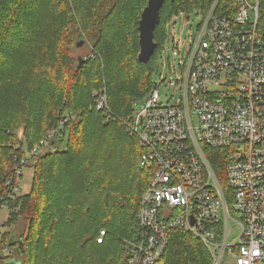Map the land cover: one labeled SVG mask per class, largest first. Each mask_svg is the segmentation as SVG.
I'll return each instance as SVG.
<instances>
[{
	"label": "trees",
	"instance_id": "trees-1",
	"mask_svg": "<svg viewBox=\"0 0 264 264\" xmlns=\"http://www.w3.org/2000/svg\"><path fill=\"white\" fill-rule=\"evenodd\" d=\"M146 1L0 0V195L26 149L61 114L77 116L67 122L56 153L32 165L30 191L8 201L6 223L21 228L23 248L1 239L0 264H125L140 240L137 214L151 173L140 166L143 149L123 121L151 88L173 15L207 12L215 0H165L148 63L138 59ZM248 1L258 4L256 30L264 38V0ZM239 6V0H219L216 12L234 20ZM85 38L100 56L79 65L73 46ZM97 87L107 92L106 110L95 107ZM209 155L225 184L223 151ZM101 230L106 234L98 242ZM156 264H212V257L199 236L175 229Z\"/></svg>",
	"mask_w": 264,
	"mask_h": 264
},
{
	"label": "built area",
	"instance_id": "built-area-1",
	"mask_svg": "<svg viewBox=\"0 0 264 264\" xmlns=\"http://www.w3.org/2000/svg\"><path fill=\"white\" fill-rule=\"evenodd\" d=\"M218 1L207 12L175 15L174 20L187 19L195 13L198 22L187 38L174 32L166 39L151 88L138 101L142 105L128 128L143 149L139 164L151 179L137 214L141 238L125 264H156L175 229L199 236L212 264H264V38L256 30L259 7L239 0L231 20L216 12ZM165 82L177 92L167 102L159 90ZM93 95L96 109L106 110L105 89ZM61 116L19 158L15 174L5 181L0 210L9 213L8 201L20 195L24 168L32 171L38 157L56 153L58 142L67 137L66 124L77 116L73 111ZM217 149L226 157L225 184L209 155ZM105 234L101 230L97 241Z\"/></svg>",
	"mask_w": 264,
	"mask_h": 264
},
{
	"label": "rangeland",
	"instance_id": "rangeland-1",
	"mask_svg": "<svg viewBox=\"0 0 264 264\" xmlns=\"http://www.w3.org/2000/svg\"><path fill=\"white\" fill-rule=\"evenodd\" d=\"M147 2L148 1H146V3ZM182 11L186 12L187 14L192 12V11H185V10H182ZM176 14L177 13H175L173 15L171 21L167 25V37L170 38L172 36V34L174 32H176L177 37L181 36L183 39H185V38H187L189 32L191 31L190 26L194 27L196 25V23L198 22V18L196 16V14L194 13L192 15H189L187 17V19H183L182 16H178V18L174 20V17ZM250 16L253 17L252 11H250ZM173 22H176V24H177V26L175 28H174ZM77 43L73 46V56H74L75 60H77L80 57H86V56L87 57H90L93 55H94V57L100 56L99 53L97 55L95 52L93 41H89L88 39L85 38L84 43L79 47L77 46ZM184 50H185V48H184ZM93 59H95V58H93ZM162 70H163V68H161L157 74L155 73L154 78H157V75ZM164 71L169 72V69L168 68L164 69ZM167 84L168 83L165 82L159 88L161 100L163 102L169 101L171 99L172 95L177 94L175 89L173 87L167 86ZM102 89H105V88L104 87L103 88L97 87L94 89V91L98 92V91H101ZM106 95H107V92H106ZM138 101L134 104L133 113L131 114V116L127 120L123 121V124L125 125L127 131H129L128 128H129L131 121H132V118L135 114V109H138L142 105ZM118 119L119 118H117L116 121ZM112 121L116 122L115 120H112ZM31 183H32V171L28 168H24V176L20 182L21 190L19 191V193L20 194L28 193L30 191V188H31ZM8 218H9V215H8L7 211L5 209H1L0 210V242H1V239H2L3 243H9L12 241H20L21 240V231H20L21 228L16 224L9 223V222L6 223ZM5 253H9V250L6 249Z\"/></svg>",
	"mask_w": 264,
	"mask_h": 264
},
{
	"label": "water",
	"instance_id": "water-1",
	"mask_svg": "<svg viewBox=\"0 0 264 264\" xmlns=\"http://www.w3.org/2000/svg\"><path fill=\"white\" fill-rule=\"evenodd\" d=\"M165 0H148L147 5L144 7L138 24V42H139V55L138 59L141 62L148 63L155 55L157 49V42L155 41V30L157 23L160 20V10ZM84 43L83 40L77 43V46H81ZM79 65L83 62L85 57H80ZM23 234L21 233V239ZM20 248H23V242L20 240ZM6 264H20V260L12 259Z\"/></svg>",
	"mask_w": 264,
	"mask_h": 264
}]
</instances>
